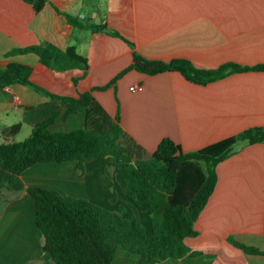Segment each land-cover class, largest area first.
Instances as JSON below:
<instances>
[{
	"label": "crops",
	"instance_id": "crops-1",
	"mask_svg": "<svg viewBox=\"0 0 264 264\" xmlns=\"http://www.w3.org/2000/svg\"><path fill=\"white\" fill-rule=\"evenodd\" d=\"M62 13L106 24L126 40L105 31L70 24ZM43 42L73 48L86 58L87 70L59 71L44 65L33 52L10 53ZM149 59L185 58L196 66L216 68L226 62L264 63V0H48L40 11L27 0H0V68L10 62L33 67L31 80L51 92L77 96L109 83L129 66L133 51ZM77 79L75 82L74 79ZM133 85H140L132 90ZM93 95L144 149L155 152L164 137L180 151L203 148L246 128H264V70L232 72L205 85L178 71L147 74L131 69ZM51 131L82 127L85 109L63 118L66 106L34 88L14 83L0 86V144L3 130L20 124L10 138L20 141L55 110ZM217 165V182L195 228L185 238L198 255L166 258L153 264H264V143H238ZM0 154V167L2 165ZM38 162L21 173L26 186H41L82 197L135 217L151 229V217L129 200L116 164L105 157L85 162ZM263 251L249 254L228 237ZM44 236L35 222V201L25 190L0 202V264H47ZM116 264H144L137 254L117 248Z\"/></svg>",
	"mask_w": 264,
	"mask_h": 264
},
{
	"label": "trees",
	"instance_id": "trees-1",
	"mask_svg": "<svg viewBox=\"0 0 264 264\" xmlns=\"http://www.w3.org/2000/svg\"><path fill=\"white\" fill-rule=\"evenodd\" d=\"M27 1L38 12L48 0ZM62 14L75 27L105 31L134 46L106 24ZM26 52L37 54L44 65L59 71L89 67L87 59L73 48L63 50L51 42L15 48L10 53ZM131 69L151 75L178 71L187 80L205 85L232 72L264 70V63L248 66L226 62L216 68H203L185 58L149 59L134 50L131 64L109 83L79 92L77 96L57 94L36 84L31 80L33 67L29 64L10 62L0 68V86L21 83L58 100L66 106L63 118L85 109L84 125L76 129L50 130L59 114L57 109L38 122L23 140H10L20 130V124L3 130L0 202L21 190L33 197L35 222L44 236L43 249L51 255L47 264H116L114 257L119 246L137 254L144 264L201 254L191 249L185 238L198 235L195 223L215 188L218 163L234 153L239 142L264 143V128L254 126L186 152L180 151L170 137H164L155 152L146 155L145 149L121 125L119 110L111 115L93 95V90L106 89ZM102 157L116 164L127 198L149 213L151 229H146L135 217H125L123 207L110 210L82 197L63 195L41 186H26L21 179V173L38 162L68 160L77 161L75 175L81 177L85 162ZM228 240L246 253H263L233 236Z\"/></svg>",
	"mask_w": 264,
	"mask_h": 264
},
{
	"label": "built area",
	"instance_id": "built-area-1",
	"mask_svg": "<svg viewBox=\"0 0 264 264\" xmlns=\"http://www.w3.org/2000/svg\"><path fill=\"white\" fill-rule=\"evenodd\" d=\"M130 88H131L132 90H136V89H139V88H140V85H138V86H137V85H136V86L133 85V86H131Z\"/></svg>",
	"mask_w": 264,
	"mask_h": 264
}]
</instances>
